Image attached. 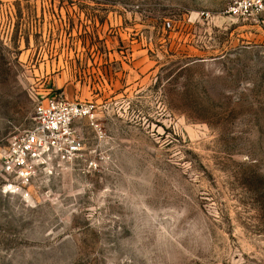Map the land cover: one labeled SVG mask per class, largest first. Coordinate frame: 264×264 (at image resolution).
Wrapping results in <instances>:
<instances>
[{
	"label": "rangeland",
	"instance_id": "374dc122",
	"mask_svg": "<svg viewBox=\"0 0 264 264\" xmlns=\"http://www.w3.org/2000/svg\"><path fill=\"white\" fill-rule=\"evenodd\" d=\"M50 97L78 157L4 192ZM0 264H264V0H0Z\"/></svg>",
	"mask_w": 264,
	"mask_h": 264
},
{
	"label": "built area",
	"instance_id": "2783aa9c",
	"mask_svg": "<svg viewBox=\"0 0 264 264\" xmlns=\"http://www.w3.org/2000/svg\"><path fill=\"white\" fill-rule=\"evenodd\" d=\"M34 124L9 141L1 171L9 181L4 192L30 197L29 187L51 165L73 163L81 150L73 130L77 119H95L93 107L50 97L34 106Z\"/></svg>",
	"mask_w": 264,
	"mask_h": 264
}]
</instances>
